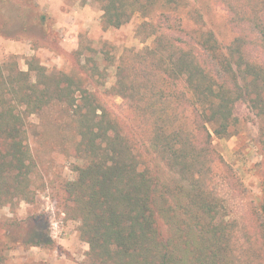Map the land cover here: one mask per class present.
<instances>
[{"label":"trees","instance_id":"16d2710c","mask_svg":"<svg viewBox=\"0 0 264 264\" xmlns=\"http://www.w3.org/2000/svg\"><path fill=\"white\" fill-rule=\"evenodd\" d=\"M92 1L104 30L139 14L137 37H153L152 46L126 50L109 89L98 67L88 69L101 80L92 81L100 92L48 71L34 57L26 71L15 62L0 64V207L13 211L33 201L38 171L27 118L63 103L76 119L75 153L84 161L63 184L67 214L79 222V238L88 246L80 264H246L234 249L237 224L211 186L212 166L222 162L213 141L234 134L235 110L246 105L264 148V0ZM189 1L225 10L234 34L228 46L199 28L181 30L185 38L166 33L162 17ZM187 15L201 24L197 9ZM113 98L124 104H107ZM259 214L264 217V179ZM27 234L14 220L0 223V264H7L8 240L20 244Z\"/></svg>","mask_w":264,"mask_h":264},{"label":"rangeland","instance_id":"374dc122","mask_svg":"<svg viewBox=\"0 0 264 264\" xmlns=\"http://www.w3.org/2000/svg\"><path fill=\"white\" fill-rule=\"evenodd\" d=\"M195 8L201 15L197 25L187 15ZM99 4L92 0H0V64L15 62L26 71V62L35 58L48 71L57 70L84 81L89 90L102 91L92 81L88 69L102 71L105 89L115 81V67L126 50L138 51L151 47L153 37H137L141 16L135 14L119 29L104 30ZM160 23L170 37L185 38L184 30L199 28L211 31L222 48L234 37L221 6L207 1H189L188 5L162 17ZM85 66L83 69L82 66ZM86 72V73H85ZM123 105L120 98L107 104ZM239 122L233 135L214 139L221 158L212 166L211 186L224 201L230 219L237 224L234 249L246 264L264 260V217L259 214L261 180L264 179V148L258 134V120L245 105L236 108ZM28 144L37 166L33 186V201L21 202L13 211L0 207V223L11 219L28 228V246L9 241L3 248L7 264H80L85 260L88 246L79 238V222L67 214L70 203L63 184L75 177L74 169L84 161L75 153L80 140L76 119L63 103H53L27 118ZM162 177L168 172L163 169ZM160 230L166 234V227ZM14 227V226H12ZM259 250L255 251L256 247Z\"/></svg>","mask_w":264,"mask_h":264}]
</instances>
